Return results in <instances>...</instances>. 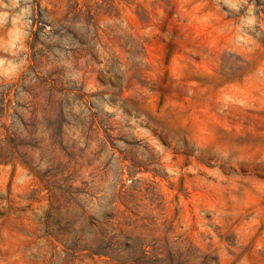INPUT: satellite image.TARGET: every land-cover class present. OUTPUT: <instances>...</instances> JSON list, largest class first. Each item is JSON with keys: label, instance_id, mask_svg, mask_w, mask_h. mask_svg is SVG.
I'll list each match as a JSON object with an SVG mask.
<instances>
[{"label": "rangeland", "instance_id": "rangeland-1", "mask_svg": "<svg viewBox=\"0 0 264 264\" xmlns=\"http://www.w3.org/2000/svg\"><path fill=\"white\" fill-rule=\"evenodd\" d=\"M0 264H264V0H0Z\"/></svg>", "mask_w": 264, "mask_h": 264}]
</instances>
